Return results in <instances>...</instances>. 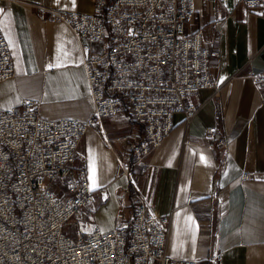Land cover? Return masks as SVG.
Returning a JSON list of instances; mask_svg holds the SVG:
<instances>
[{"label":"crops","instance_id":"obj_1","mask_svg":"<svg viewBox=\"0 0 264 264\" xmlns=\"http://www.w3.org/2000/svg\"><path fill=\"white\" fill-rule=\"evenodd\" d=\"M39 6L91 13L95 0H0V36L15 65V76L0 83V105L39 99L42 117L86 120L93 102L81 46L64 23L41 20ZM196 7L187 31H202L204 46L219 51L212 64L216 86L189 99L199 108L190 123L183 113L174 115L173 131L135 169L134 181L155 213L171 219L170 257L207 264L221 253V264H264V84L255 82L264 72V16L239 0H196ZM208 127H217L226 147L210 146ZM139 128L120 114L83 136L74 165L87 170L95 202L68 225V232L75 227L72 236L112 230L121 223L119 212L133 213L127 191L133 184L117 174L119 160H129L119 137ZM248 172L253 175L244 180ZM57 184L62 198L67 187Z\"/></svg>","mask_w":264,"mask_h":264},{"label":"built area","instance_id":"obj_2","mask_svg":"<svg viewBox=\"0 0 264 264\" xmlns=\"http://www.w3.org/2000/svg\"><path fill=\"white\" fill-rule=\"evenodd\" d=\"M239 1L264 16V0ZM38 8L41 20L62 22L77 38L93 109L86 120H51L41 116L39 99L0 105V264H203L170 257L171 219L155 213L134 181L135 169L173 131L174 115L190 123L199 108L189 99L216 86L219 51L204 46L202 31H187L196 0H95L91 13ZM14 76L10 45L0 36V83ZM255 82L264 84V72ZM120 114L140 127L119 137L129 160H119L117 174L133 184L127 191L134 211L127 218L119 212L112 230L94 227L74 237L68 225L95 202L87 170L74 165L77 148L95 123ZM206 137L212 148L227 146L216 138L217 127H208ZM53 182L66 185L64 197ZM221 262L215 253L207 264Z\"/></svg>","mask_w":264,"mask_h":264},{"label":"rangeland","instance_id":"obj_3","mask_svg":"<svg viewBox=\"0 0 264 264\" xmlns=\"http://www.w3.org/2000/svg\"><path fill=\"white\" fill-rule=\"evenodd\" d=\"M51 185H52V187L54 188V190L55 191H57V188H58V184H57V182H53V183H51ZM73 227V226H72ZM74 229H75V227L74 228H69V233H73V231H74Z\"/></svg>","mask_w":264,"mask_h":264},{"label":"snow or ice","instance_id":"obj_4","mask_svg":"<svg viewBox=\"0 0 264 264\" xmlns=\"http://www.w3.org/2000/svg\"><path fill=\"white\" fill-rule=\"evenodd\" d=\"M0 11H2V10H0ZM203 159V158H202Z\"/></svg>","mask_w":264,"mask_h":264}]
</instances>
